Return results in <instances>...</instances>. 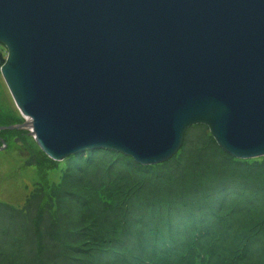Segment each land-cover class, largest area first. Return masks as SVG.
I'll return each mask as SVG.
<instances>
[{
    "label": "water",
    "instance_id": "water-1",
    "mask_svg": "<svg viewBox=\"0 0 264 264\" xmlns=\"http://www.w3.org/2000/svg\"><path fill=\"white\" fill-rule=\"evenodd\" d=\"M0 72L25 118L0 132L27 129L54 161L163 163L197 124L264 156V0H0Z\"/></svg>",
    "mask_w": 264,
    "mask_h": 264
},
{
    "label": "trees",
    "instance_id": "trees-1",
    "mask_svg": "<svg viewBox=\"0 0 264 264\" xmlns=\"http://www.w3.org/2000/svg\"><path fill=\"white\" fill-rule=\"evenodd\" d=\"M23 120L0 108V126ZM42 156L21 197L0 199V264H264V156L229 155L206 125L154 165Z\"/></svg>",
    "mask_w": 264,
    "mask_h": 264
},
{
    "label": "rangeland",
    "instance_id": "rangeland-1",
    "mask_svg": "<svg viewBox=\"0 0 264 264\" xmlns=\"http://www.w3.org/2000/svg\"><path fill=\"white\" fill-rule=\"evenodd\" d=\"M0 108L4 115H10V112L17 111L15 102L2 78L0 73ZM195 130H191V135ZM13 135V134H9ZM29 146L31 150H40L33 137L28 138ZM41 157L40 152L38 153ZM28 152L17 146V140H14L9 145V148L0 150V183H4V186L0 185V199H6L9 201L18 200L24 193V185H32V181L39 177L41 172L38 165H27ZM42 156L41 159H43ZM64 161V160H63ZM63 161H59L63 163ZM4 187V190H2Z\"/></svg>",
    "mask_w": 264,
    "mask_h": 264
},
{
    "label": "flooded vegetation",
    "instance_id": "flooded-vegetation-1",
    "mask_svg": "<svg viewBox=\"0 0 264 264\" xmlns=\"http://www.w3.org/2000/svg\"><path fill=\"white\" fill-rule=\"evenodd\" d=\"M1 51L3 52L4 54V57L7 56V51H6V48L4 46H1ZM14 113V111H13ZM10 133H5L3 136H1L4 141L6 142V146L7 148H9V145L11 144L12 141L14 140H17V144L19 145V147H22L24 148L27 152H28V156H27V160H37L38 161V157H39V152L40 150H31L30 146H29V141H28V137L30 136L29 135V131L27 130H21L19 131L18 133H12L13 135H9ZM2 142L0 140V146H2ZM41 153V152H40Z\"/></svg>",
    "mask_w": 264,
    "mask_h": 264
}]
</instances>
